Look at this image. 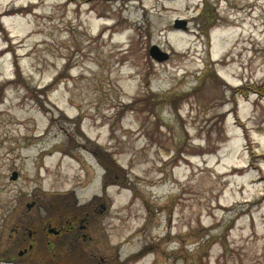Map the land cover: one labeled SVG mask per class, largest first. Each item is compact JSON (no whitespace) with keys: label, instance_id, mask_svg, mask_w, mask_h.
<instances>
[{"label":"rangeland","instance_id":"1","mask_svg":"<svg viewBox=\"0 0 264 264\" xmlns=\"http://www.w3.org/2000/svg\"><path fill=\"white\" fill-rule=\"evenodd\" d=\"M194 6L0 0V243L32 197L91 218L51 264H264V0Z\"/></svg>","mask_w":264,"mask_h":264},{"label":"flooded vegetation","instance_id":"2","mask_svg":"<svg viewBox=\"0 0 264 264\" xmlns=\"http://www.w3.org/2000/svg\"><path fill=\"white\" fill-rule=\"evenodd\" d=\"M84 2H92L97 0H83ZM100 2L115 1L121 3H137L142 4V0H98ZM165 2H174L176 0H161ZM192 1L195 8L200 6L197 17H204L207 13L214 10L213 5L219 4L220 0H188ZM195 1V2H194ZM206 10V11H204ZM184 23L180 26L183 31H188L189 22L182 19ZM48 197V193H45ZM106 201L101 204L98 218L103 217L106 210ZM108 205V204H107ZM25 210L15 216V220L9 228L8 237L2 244L0 243V264H51L54 262L56 254L50 253L53 247H61L65 249L66 256L71 251L73 254L81 247L80 241H88L90 237L88 228L91 218L88 214L84 217L80 215H70L66 220L52 222L49 212V202L39 201L32 198L25 202ZM53 228V230L51 229ZM81 239V240H80ZM3 245V246H2Z\"/></svg>","mask_w":264,"mask_h":264},{"label":"water","instance_id":"3","mask_svg":"<svg viewBox=\"0 0 264 264\" xmlns=\"http://www.w3.org/2000/svg\"><path fill=\"white\" fill-rule=\"evenodd\" d=\"M184 23L183 20L181 19H176L174 22L175 27H180L182 26L181 24ZM149 56L157 61V62H162L164 60H167L169 58V53L166 51L161 50L157 45L153 44L150 46L148 50ZM10 179L16 180L17 179V172L13 171L11 173ZM53 230V228H51Z\"/></svg>","mask_w":264,"mask_h":264},{"label":"trees","instance_id":"4","mask_svg":"<svg viewBox=\"0 0 264 264\" xmlns=\"http://www.w3.org/2000/svg\"><path fill=\"white\" fill-rule=\"evenodd\" d=\"M87 2H89V1H87ZM263 87L264 86H262V87L260 86V87H256L255 88V87H252L250 85V86L246 87V89L245 88H240V89L233 88V93L234 94L238 93V94H242V95H245L246 96L249 92H252V93L257 94L258 97H261L262 98V97H264V89H263ZM33 96H35V95H33ZM253 157L255 158L254 155H253ZM121 182H122V180H119L117 177L112 178V181H111L112 184H118V185H120ZM126 183H127V178H125V181H124V184L125 185H126ZM105 185H108V184H105ZM65 193H67V192H65ZM57 196H58V194H57ZM63 196H62V198H63ZM59 197H61V196L59 195L58 198ZM260 199H264V195H262L260 197ZM62 254H64V253H62Z\"/></svg>","mask_w":264,"mask_h":264}]
</instances>
